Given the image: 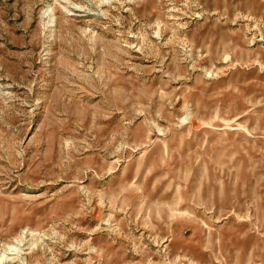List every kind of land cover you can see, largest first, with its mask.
Listing matches in <instances>:
<instances>
[{
    "label": "rangeland",
    "instance_id": "obj_1",
    "mask_svg": "<svg viewBox=\"0 0 264 264\" xmlns=\"http://www.w3.org/2000/svg\"><path fill=\"white\" fill-rule=\"evenodd\" d=\"M0 264H264V0H0Z\"/></svg>",
    "mask_w": 264,
    "mask_h": 264
}]
</instances>
